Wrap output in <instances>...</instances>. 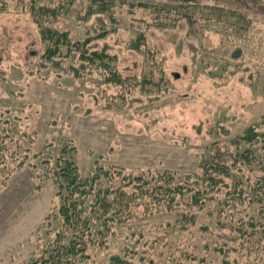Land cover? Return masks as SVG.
Returning <instances> with one entry per match:
<instances>
[{
  "label": "rangeland",
  "instance_id": "374dc122",
  "mask_svg": "<svg viewBox=\"0 0 264 264\" xmlns=\"http://www.w3.org/2000/svg\"><path fill=\"white\" fill-rule=\"evenodd\" d=\"M210 3L171 11L117 2L106 12L87 15L90 0L72 6L67 0H0V133L13 134L14 146L25 132L34 138L26 163L0 175V264H23L50 241L46 217L57 186L52 173L45 174L43 159L53 155V163L65 145H74L84 174L100 163L171 169L184 177L201 170L200 160L213 143L234 148L232 138L261 118L264 12L245 28L236 15L220 16ZM34 5L49 8L41 10L44 23L67 30L73 40L106 30L90 43L116 55L114 69L139 84L129 89L107 82L106 70L82 66L79 57L67 53L66 43L59 63L47 59L49 40L42 37ZM184 11L194 19L182 16ZM72 65L80 68L78 74ZM260 172L246 170L253 179ZM213 195L196 223L184 230L175 211L141 210L116 227L106 243L91 242L88 252L103 263L119 253L137 264H264L261 234L251 245L231 240L227 252L218 249L225 240L218 219L231 211L221 209L225 190ZM239 207L240 215L249 212L264 220L258 205Z\"/></svg>",
  "mask_w": 264,
  "mask_h": 264
},
{
  "label": "trees",
  "instance_id": "16d2710c",
  "mask_svg": "<svg viewBox=\"0 0 264 264\" xmlns=\"http://www.w3.org/2000/svg\"><path fill=\"white\" fill-rule=\"evenodd\" d=\"M75 1L67 0V5L72 6ZM117 2L144 7L153 4V7L159 5L171 11L201 4V0H157L153 3L143 0H90L87 15L89 12H106ZM208 6L220 16L236 15L238 21L244 22L245 28L253 22L255 15L264 12V0H212ZM33 8L42 37L49 40L44 53L47 59L59 63L57 55L62 54V45L66 43L70 45L67 53L79 57L82 66L95 64L106 70L107 82L129 89L139 84L127 82L129 77L114 69L112 61L117 58L116 55L90 43L104 36L106 30L94 37L73 40L67 30L44 23L40 16L42 11L49 8L36 5ZM52 11L57 12L55 9ZM182 16L188 20L194 19L189 12L184 11ZM143 38V34L139 35L134 46L140 48ZM238 52L239 49L236 54ZM72 68L77 74L80 72L79 67L72 65ZM143 80L146 82L148 79ZM24 134L25 139H19L14 146L13 134L9 131L0 133V175L8 176L30 157L34 138L29 136V132ZM232 143L234 148L213 143L211 151L200 160L201 170L184 177L171 169L128 170L123 166L100 163L84 174L75 159L74 145H65L54 156L53 163L50 158L53 155L43 159L46 170L49 169L44 171L45 174L51 172L57 186V199L46 217L52 237L40 255L23 264H137L134 257L119 253L111 255L108 263L96 261L88 252L89 245L93 241L106 243L116 227L137 217L141 210L150 214L175 211L179 215V228L184 230L196 223L200 209L214 198L213 194L223 190L225 196L220 200L221 209H230L231 213L230 217L227 213L218 219V233L225 239L218 249L222 253L227 252L225 247L229 248L231 240L251 245L256 235L264 237V220L249 212L242 216L238 210H241L239 206L249 202L258 205L264 214V114L233 137ZM37 155L40 154L35 153ZM247 169L249 172L255 169L261 172L253 179L246 173ZM234 220L237 222L234 223ZM143 264L147 262L143 261Z\"/></svg>",
  "mask_w": 264,
  "mask_h": 264
}]
</instances>
